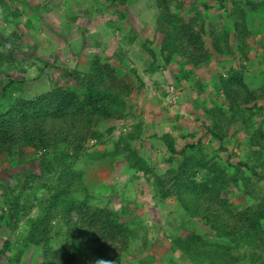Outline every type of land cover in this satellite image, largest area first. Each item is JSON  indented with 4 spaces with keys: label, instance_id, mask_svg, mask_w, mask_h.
I'll use <instances>...</instances> for the list:
<instances>
[{
    "label": "trees",
    "instance_id": "obj_1",
    "mask_svg": "<svg viewBox=\"0 0 264 264\" xmlns=\"http://www.w3.org/2000/svg\"><path fill=\"white\" fill-rule=\"evenodd\" d=\"M107 1L124 5L127 0ZM172 1L153 0L160 42L157 52L143 46L152 58L148 70L154 72L175 63L177 84L190 85L193 110L202 109L201 122L208 142H218L219 146L211 157L201 139L192 142L194 133L181 135L182 142L177 144L178 124L172 126L173 132L160 136L167 154L166 169L155 176L152 187L160 202L173 199L178 203L187 226L184 234L169 239V252L178 253L180 259L191 264H264V83L253 89L245 81V64L250 61L247 39L253 34L249 25L251 17L264 13V1L215 0L219 11L230 20L235 49L230 46L229 29L222 28L219 34L215 27L206 29L202 16L211 9L207 2L191 5L182 13L185 0H176L173 8ZM60 3L43 0L42 6L52 11ZM6 6L0 0L1 12ZM2 13L7 20L8 11ZM11 14L18 18L22 12L15 8ZM185 15H189L187 20ZM17 25L19 22L14 28ZM14 38L19 39L15 33L5 41L0 38V67L6 70L13 69L14 59L3 49L16 50ZM205 38L210 41L209 47ZM211 50L225 59L234 58L238 52L240 61L246 62L213 77L217 97L223 100L220 104L209 97L194 75L196 69L208 65ZM135 75L123 56L93 54L84 71H65L64 83L51 85L48 93L35 98L24 97L23 82L17 79L5 77L0 81V163L15 168L29 163L39 171L34 175L28 170L24 180L18 172L13 176V187L0 186L4 200L0 204L2 226L12 232L20 221L27 226L23 238L17 236L12 245L8 240L3 243L0 256L11 246H32L40 250L41 264H78L79 260L88 264H128L124 260L138 237V222L124 221L122 213L95 200L78 164L81 158L97 160L94 154H88L89 142L108 144L105 137L114 128L102 132L99 127L103 123L130 117L128 99L136 90ZM141 127L138 123L128 132L118 133L111 141L113 150L104 151L101 157H121L129 171L152 174L150 160L132 147L141 136ZM240 133L244 134L242 141ZM232 142L246 154L235 164L230 158L223 163L217 154L226 152ZM234 190L251 204L234 206L228 196ZM33 209L37 210L35 217H31ZM190 222L198 228H190ZM21 254L18 250L14 257H7V264H19ZM151 261L145 257L139 262Z\"/></svg>",
    "mask_w": 264,
    "mask_h": 264
},
{
    "label": "rangeland",
    "instance_id": "obj_2",
    "mask_svg": "<svg viewBox=\"0 0 264 264\" xmlns=\"http://www.w3.org/2000/svg\"><path fill=\"white\" fill-rule=\"evenodd\" d=\"M2 1L7 5L4 10L8 11V14L5 20L2 13L4 10L0 11V38L5 41L11 33H15L19 39L14 38L16 50L3 49L5 54H12L14 61L13 69L6 70L0 67V81L10 77L23 82L25 98L41 96L50 91L51 85L64 83L65 71L73 69L84 71L88 59L93 54L109 58L119 54L124 57L129 68L135 70L137 79L135 76L132 78L136 79V90L128 99V104L132 108L130 117L119 122L108 121L99 127L102 132L114 128V131L105 137L108 144L98 145L94 141L89 142L88 154H94L97 160L84 158L82 161L81 158L78 170L82 172L84 184L95 200L122 213L124 221L138 222L135 224L139 232L138 237L132 241L124 261L128 264H140L139 261L149 257L152 259L149 264H191L180 259L178 253L169 252V239L174 235L184 234V227L187 229L178 203L173 199L160 202L152 187L155 176L166 169L164 159L167 154L164 152L160 136L173 132L172 126L178 124L180 127L175 137L177 144L182 142L181 135L194 133L192 142L201 139L211 157L216 155L215 149L219 144L208 142L210 138L201 122L202 109L193 110L194 92L190 85L185 82L177 84L175 76L178 69L175 63L154 72L148 70L152 58L145 51V47L157 52L160 42V36L155 30L158 12L153 0H127L124 5L107 0H61L57 9L52 11L42 6L43 0ZM200 2H207L211 6V9L202 16L206 29L215 27V33L218 34L222 28L229 29L230 46L235 49L237 42L232 33L230 20L223 11H219L215 0H185L182 13L191 5H200ZM175 4L177 2L173 0L171 7L173 8ZM15 8L22 12L18 18L11 14ZM34 8L39 9L33 10ZM188 16L185 15V20ZM251 20L249 26L253 34L247 39L249 63L240 61L238 52H235L234 58L225 59L211 50L212 58L208 65L194 71L195 77L204 84L207 94L217 104L223 103V100L217 97L219 93L213 77L225 73L224 71L229 68H238L241 63L247 65L245 81L250 88L257 89L264 83V13L261 12L259 17H251ZM16 22H19V25L14 28ZM25 23H28L29 27H25ZM132 37L135 39L130 43ZM205 43L209 47L208 38H205ZM118 67L126 71L123 66ZM138 123L142 124V133L139 140L133 142L132 147L137 148L139 154L150 160L153 173L148 175L129 171L121 157L114 159L101 157L104 151L113 150L111 141L116 140L118 133H126ZM232 132L233 127L230 134ZM243 135L242 133L238 135L240 141ZM245 154V149L237 150L235 142H232L227 145L226 152L217 155L223 163L230 158V163L235 164L238 158ZM28 170H32L34 175H39L36 165L28 163L15 168L10 164L0 163L1 188L13 187L16 183L13 176L18 172L24 180ZM230 192L229 200L234 206L251 204L248 198L236 194L235 190ZM9 194L12 196L10 191ZM39 196L38 194L37 197ZM30 199L36 202V199ZM3 201L0 191V204ZM36 214L37 210L33 209L31 217H35ZM190 228L196 229L198 225L190 222ZM26 230L24 221H20L15 232L4 228L0 222V249L6 240L12 245L17 236L23 238ZM36 249L32 246L18 248L11 246L8 252L0 256V264H7V257H14L18 250L22 251L19 264H41V252ZM78 264L88 263L79 260Z\"/></svg>",
    "mask_w": 264,
    "mask_h": 264
}]
</instances>
